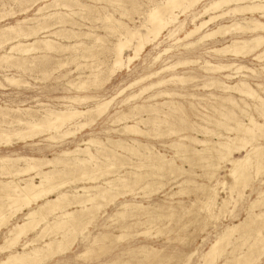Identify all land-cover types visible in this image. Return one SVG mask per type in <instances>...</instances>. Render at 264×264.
Here are the masks:
<instances>
[{
	"label": "rangeland",
	"instance_id": "obj_1",
	"mask_svg": "<svg viewBox=\"0 0 264 264\" xmlns=\"http://www.w3.org/2000/svg\"><path fill=\"white\" fill-rule=\"evenodd\" d=\"M51 1L0 0V28L15 26L16 23L21 24L19 27L23 31H36L38 27L42 28L32 37L17 39L21 44L34 48L30 50L31 52L24 55L14 50L10 52L9 56L11 57L8 60L0 58V129L10 132L8 138L1 139L0 137V156L5 157L6 155L13 160L18 156L39 159H52L57 156L62 160L74 161V158L83 160L80 164L78 161L69 163L66 165L67 167L63 166L61 161L55 164L54 175L47 186L63 183L59 191L67 192L68 195L64 200L73 199L70 193L73 191L81 193L82 187L96 184L106 187L103 183L110 179L116 185L107 188L104 198L97 200L98 205H92L95 208L91 207L89 202L86 203L88 208L91 207L88 210L81 211L78 205L77 207L76 205L69 206L68 211L72 212L73 220L59 222L56 214H47L46 220L50 221L52 230L49 226L46 227L42 221L43 223L40 222L35 231L30 232L27 237L33 238L42 228V232H49V235L43 239L47 240L56 234L55 237L62 240L58 250L59 252L61 249L64 250H61L62 252L57 255L53 254L54 250H57L54 245L27 264H118V262L119 264H200L202 262L201 255L211 246V243L222 235L226 227L239 223L247 216V227L239 232L240 234L234 232L220 241L218 248L221 253L215 264H232V259L242 252L249 255L248 261L259 256L253 264H264V243H262L264 242V215L261 217L255 215L264 213V201L258 203L256 208L253 207V210L251 208L248 212L249 203L257 198L258 193L264 191V117L254 111L253 106L256 104L254 100L248 97L243 98L234 91L223 92L208 85L214 80L234 86L242 80L264 98L263 93H260L256 86V84L264 85V73L260 69L264 65V58L256 61L251 56L252 54L246 56V54L239 53L235 55L234 52L228 51L225 54L216 53L215 55L213 52L214 49L229 45L235 39L248 38L252 35L247 31L237 28L236 30L235 22L245 26L250 18L263 22L264 18L261 19L257 13H245V15L227 13L210 23L209 26L204 27L199 35L216 29L218 26H226L227 28L225 27L224 30L227 34H217L218 36L212 37L213 39L208 38L207 41L204 39V42L184 47L194 37L180 42H175V38H182L184 32L190 30L194 24L208 19L207 15H203L195 23L191 22L192 17L209 3V0H202L185 15L179 14L178 20L184 21V24L178 35L168 37L167 31L164 30L158 42L146 46L138 58L130 62L127 67L123 66V69L121 67V69L110 73L114 60L113 48L117 40L120 39V34L126 29L134 28V25L141 30L139 32L143 33V25L148 24V11L160 0H99L97 2L77 0L78 3L86 6H74L71 10H67L64 7L50 5L44 7L39 13L36 11L37 7H43L44 4ZM32 2L33 4L30 5ZM229 8L223 6L217 14L227 11ZM177 10L175 13H178L179 10ZM56 12L59 14L52 15ZM105 16H110V20L106 21L103 18ZM25 20L27 21L25 22ZM173 28L169 27L168 29L173 30ZM239 31H243V33ZM13 35L10 33L8 37ZM96 37L100 39L95 40ZM44 40L49 41L48 45H44ZM15 41L13 39V41L10 40L2 44L0 56L9 51L11 44H14ZM135 43L134 39L130 44L135 45ZM165 48L169 49L168 53L162 52ZM123 53H125L123 59L132 55L130 49ZM194 61L196 62L194 63ZM180 62L187 63L182 65ZM189 62L192 64H188ZM205 62L213 66L235 65L230 67V70L228 68L225 69L227 71H220L230 76L225 79L222 78V73L212 74L213 71L210 70L212 67L204 70L201 66L205 65ZM249 70L250 72H248ZM154 71L158 73L147 77ZM172 76L180 78L178 80L181 81L170 79ZM159 79H163L164 84L145 90L151 83H155ZM167 79L171 81L169 82ZM82 83L85 84L84 87L79 88ZM159 92H169L170 95L151 97ZM229 92L231 93L229 94ZM191 95L192 97H190ZM227 95L233 96L232 103H223L220 98L215 99V96L223 98ZM107 101H109L107 110L100 114L101 116H97L96 121L94 120L90 126L79 127L81 123L90 121L94 112L75 119L77 124L68 122L61 126L60 131L73 132V134L67 135L69 137L62 136V132L54 134L53 130L34 131L35 135L31 138L28 137L29 139L26 138V140L16 136L11 137L16 129H22L24 132L26 130L25 125L13 123L19 118L23 122L26 120L44 122V117L49 111H86L92 109L96 103ZM11 109L15 111L12 112ZM20 109H24L23 112ZM222 114L224 115L222 116ZM249 116L257 124L263 125L261 133H256L255 129L251 131L255 134L244 132L242 124L252 128L248 123ZM11 121L13 122L10 124ZM189 122L191 124H188ZM235 122H239L241 125L236 127ZM134 123H136L137 133L132 131L119 133L118 129L124 124ZM216 123L220 125L217 126ZM2 124L3 126H1ZM11 125L12 127H9ZM211 132L215 133L212 135ZM49 134L55 135V138L49 139ZM178 135H189L195 139L214 142L222 140L224 136H229L237 138V140L230 141L229 149L243 146L242 139L248 140L246 146L251 144L257 148L251 154L252 166L245 172L247 185L246 188L244 187L242 199L237 203V206H234V209L232 204H228L229 207L225 208V211L214 210L208 214L201 208V200L204 198L201 191H206L209 194L211 192L210 185L214 184L219 188L220 198L227 194V191L222 190L220 186H217V183L222 181L218 175L227 173L226 169L230 167L229 162L222 157L229 150L219 145H213L210 147V151L197 152L192 149V153L183 158L178 157L175 149L169 146L171 142L178 139ZM90 140L93 142H89ZM183 142L198 150L202 148L201 144L197 142ZM145 145L153 146L152 151L155 149L165 155L164 157L170 160L173 169H162L161 171L153 167L154 161L152 163L151 161L155 157L144 152ZM22 146L24 147L22 148ZM85 148L91 153L90 155L83 151ZM75 149L77 151L74 154L59 157L61 152L74 151ZM246 149L249 151L250 147L233 152L231 157L234 159L243 157ZM88 157L91 158L88 159ZM229 158L227 157V159ZM13 162H10L11 168L24 166L22 160ZM218 163L221 168L215 175L217 178L209 180L205 174L211 173L210 166ZM257 164L262 165V170L258 173H256ZM174 165H178L181 170L175 169ZM52 166L54 167V165L44 166L42 169L48 170ZM184 170L186 172L183 173ZM33 173L28 172L25 175L9 177L1 175L0 172V181L11 178L27 179ZM117 175L122 176L121 181L117 180ZM87 177L94 178V180L86 179ZM183 178H188L191 182L183 186L180 184ZM34 181L37 183L38 178L34 177ZM49 196V198H54L55 194ZM75 199L84 200L81 197ZM191 201L193 202L191 203ZM121 204H126V207H122ZM139 205L144 208L140 209ZM0 206L6 210L8 201L0 198ZM146 206L147 208L152 207L153 210L146 209ZM34 207L35 205L31 206V208ZM21 212L10 218L6 226L0 227V245L3 244L6 227H10L15 222L20 223L21 217L27 212V209L24 208ZM258 231L260 233H257ZM24 240L21 238L11 251L21 252V244ZM35 244L42 245L43 243L42 241L40 243L38 239ZM67 246L68 249L65 248ZM254 247L256 248L254 249ZM246 249L250 252H247ZM260 251L263 252L260 253ZM127 252L129 253L127 254ZM7 253V250L0 251V260ZM245 263L247 260L241 259L236 264ZM209 264H214V262Z\"/></svg>",
	"mask_w": 264,
	"mask_h": 264
},
{
	"label": "bare ground",
	"instance_id": "obj_2",
	"mask_svg": "<svg viewBox=\"0 0 264 264\" xmlns=\"http://www.w3.org/2000/svg\"><path fill=\"white\" fill-rule=\"evenodd\" d=\"M48 1V0H46ZM93 1H99V0H93ZM112 1V0H111ZM202 0H160L159 2H157L147 13V17H148V24L143 25L142 28H144V32H139L141 30L138 29V27H135L132 29H126L123 33L120 34V39L117 40L116 45L114 46L113 50H114V60H113V64H112V68L110 70V73L115 72V70L118 69H123V66L127 67L128 64H130V62H132L134 59L138 58L139 54L141 53V51H143L145 49L146 46L150 45V44H155L158 42L160 36H162V33L164 30L167 31L168 37H174L176 35H178L181 30L183 29V24L184 21H179L178 20V16L179 14H184L189 11L192 10L195 6H197V4L199 2H201ZM205 1V0H204ZM129 2V1H128ZM33 2L30 4L32 5ZM242 4V5H241ZM60 6V7H64L67 10H71L72 7L74 6H78V7H84L86 5L84 4H80L77 2V0H52L51 2L44 4L43 7H37L36 11L39 13V11H41L44 7L47 6ZM116 5V4H115ZM35 6V5H34ZM231 7L229 8L227 11H223L220 14H217L218 10L223 7ZM29 7V6H28ZM27 7V8H28ZM16 8V7H15ZM33 8V7H32ZM179 11H178V10ZM176 10L178 11V13H175ZM10 11V10H9ZM96 11V10H95ZM21 12V11H20ZM136 12V11H135ZM230 13L231 15L233 14H244L245 13H257L259 14V16L261 17V19L264 18V0H209V3L205 6L202 7L201 11L192 17L191 22L195 23V21L202 17L203 15H207L208 19L206 20H201L199 22V24H194L193 27L184 32V35L182 38H175V42H180L182 40H188L190 38L194 39L192 41H188L184 47H191L195 44L200 43L201 41H203L204 39H206V41L208 40V38H212L214 36H216L217 34H223L225 33L226 30H224V28L226 26H218L216 29H213L211 31L205 32L202 35H199V32L206 27L207 25L209 26L210 23L214 22L215 20H217V18L222 17L223 15ZM14 14V13H13ZM25 14V12H24ZM52 14V13H51ZM59 13L56 12L52 15H58ZM86 14V13H85ZM18 15V14H17ZM40 15V14H39ZM108 15V14H107ZM229 15V14H228ZM51 16V15H49ZM181 16V15H180ZM252 16V15H251ZM250 16V17H251ZM110 17V16H109ZM105 16L103 17L106 21L110 20V18ZM226 17V16H225ZM12 18V17H11ZM224 18V17H223ZM222 18V19H223ZM246 18V17H245ZM33 19V18H32ZM31 19V20H32ZM36 19V18H35ZM46 19V18H45ZM62 19V18H61ZM242 19V18H241ZM30 20V21H31ZM65 20V19H64ZM104 20V21H105ZM221 20V19H220ZM218 20V21H220ZM238 20V19H236ZM244 20V19H243ZM247 20V19H245ZM23 21V20H22ZM27 20H25L26 22ZM50 21V20H49ZM235 21V20H234ZM28 23V22H27ZM145 23V22H144ZM242 23V22H241ZM24 24V22H23ZM15 25V24H14ZM21 24L20 23H16L15 26H8V27H4V28H0V46L2 44H4L7 41H10L13 39L16 40L14 42V44H11L9 51L5 52L4 55L0 56V58L6 59L8 60V58H10L11 56H9L10 52L16 50L21 52V54H28L30 50H33L34 48H32L31 46L28 45H23L20 43L19 40H17L18 38L22 39V38H28V37H32L33 35H35L37 33V31L41 30L42 28L38 27L36 31H23L21 29V27H19ZM27 25V24H26ZM140 25V24H139ZM216 25V24H215ZM231 26V25H230ZM229 26V27H230ZM118 27V26H117ZM169 27H174L173 30L168 29ZM25 28V27H24ZM28 28V27H27ZM227 28V27H226ZM234 28L239 29V30H243V31H247V33H252V35L248 38H242V39H235L232 42H230L229 45L224 46L222 48H218V49H214L213 52H215L214 54L216 55V53H227L228 51L230 53H233L235 55H238L239 53L241 54H252L251 56L253 57L254 60H261L264 58V22L263 21H259L255 18H250L248 20V22H246L245 26H242L240 23H236L234 24ZM113 29V28H112ZM233 29V28H232ZM231 29V31H232ZM236 29V30H237ZM243 31H239L241 33H243ZM10 33H13V36H9ZM201 34V33H200ZM227 34V33H225ZM245 34V33H244ZM218 36V35H217ZM224 36V35H223ZM95 38V37H94ZM99 37H96L95 40H99ZM136 41L135 45L134 44H130L131 40ZM213 39V38H212ZM204 42V41H203ZM9 43V42H8ZM44 45H48L49 41L48 40H44L43 41ZM47 48V47H46ZM50 48V47H49ZM130 49L132 52V55L127 56L125 59H123V53L125 50ZM2 50V49H1ZM169 49L165 48L162 50V52H167ZM31 52V51H30ZM168 53V52H167ZM210 53V52H209ZM113 58V57H112ZM23 59V58H22ZM12 60V59H11ZM5 61V60H4ZM263 61V60H262ZM101 62V61H100ZM196 61H194L195 63ZM261 63V61H259ZM177 63V62H176ZM187 62H180V64H186ZM191 62H189L188 64H190ZM207 63V64H206ZM174 64V63H173ZM179 64V63H178ZM187 64V66H188ZM192 64V63H191ZM190 64V65H191ZM203 64V62H202ZM181 65V66H182ZM199 65V64H198ZM235 65V64H234ZM234 65H222V66H213L208 64V62H205V65L201 66L205 69H208L209 67H212L210 70H212V74L213 73H222V78H230L229 75H225L223 71L225 69L230 70V67L234 66ZM171 66V65H170ZM111 67V66H110ZM109 67V68H110ZM124 67V68H125ZM176 68V66H174ZM172 67V68H174ZM200 67V68H201ZM171 68V69H172ZM240 69V67H239ZM242 69V68H241ZM244 69V68H243ZM263 70L264 73V65L260 68ZM166 70V68H165ZM164 70V71H165ZM261 70V71H262ZM163 71V72H164ZM168 71V70H167ZM227 71V70H225ZM247 71V70H246ZM252 71V70H251ZM257 71V70H256ZM250 72V70L248 71ZM158 72H155L148 75L147 77L150 76H154L155 74H157ZM159 73H161L159 71ZM262 73V74H263ZM107 74V73H106ZM186 74V73H185ZM184 74V75H185ZM208 74V73H207ZM183 75V74H182ZM255 75V74H254ZM101 76V75H100ZM99 76V77H100ZM98 77V76H97ZM174 76H172V78L170 79H180V78H173ZM105 78V77H104ZM188 78V77H187ZM244 78V77H242ZM96 79V78H95ZM189 79V78H188ZM11 80V79H9ZM16 81V80H15ZM109 81V80H108ZM167 81H169L167 79ZM166 81V82H167ZM171 81V80H170ZM169 81V82H170ZM181 81V80H178ZM165 82V83H166ZM176 82V81H175ZM96 83V80H95ZM174 83V82H173ZM161 84H164V80L163 79H159L157 82L155 83H151L145 90L150 89L151 87H156L159 86ZM187 84V83H186ZM189 84V83H188ZM193 84V83H192ZM191 84V85H192ZM207 84V83H206ZM84 83L80 84L79 88L84 87ZM184 85V84H183ZM202 85V84H201ZM209 86H213L214 89H219V91H223V92H227V91H234L236 93H238V95L243 96V98L248 97L252 100L255 101L256 104H254L253 108L255 112L259 113L262 117H264V98L261 97L259 95V93H257L255 90H253L252 88H250V86L240 80L239 83L235 84L234 86H229L225 83L222 82H216V81H212L208 84ZM207 85V86H208ZM256 86L258 87L260 93H263L264 95V85L261 84H256ZM205 87V86H204ZM181 89V88H179ZM144 90V91H145ZM173 91V90H172ZM180 91V90H179ZM185 91V89H184ZM124 92V91H123ZM177 92V91H176ZM233 92V93H234ZM183 93V92H182ZM187 93V92H186ZM231 92H229L230 94ZM120 94V93H119ZM173 93H171L172 95ZM222 94V93H221ZM228 94V93H227ZM159 95H164L167 97V95L169 96L170 93L169 92H159L156 93L153 96H159ZM175 96V94H173ZM177 96V95H176ZM187 96V95H186ZM189 96V95H188ZM240 96V97H241ZM171 97V96H170ZM173 97V96H172ZM181 97V96H180ZM183 97V96H182ZM192 97V95L190 96ZM233 96H224L223 98L220 96H215V99L220 98V100L225 103V102H229L232 103L233 101L231 100ZM71 98V97H70ZM152 99V98H150ZM84 100V99H83ZM112 101V99H110ZM126 100V99H125ZM200 100V99H199ZM75 101H79V100H75ZM82 101V100H81ZM242 101V100H241ZM60 102V101H59ZM66 102V101H65ZM69 102V101H68ZM124 102V101H123ZM122 102V103H123ZM67 103V102H66ZM169 103V102H168ZM173 104V102H171ZM109 104V101L104 102V103H96V105L92 108V109H88L86 111H76V110H66L65 112H51L49 111V113L44 117L45 121L44 122H37V121H22V119H17L10 122V124L13 122L16 124H23L24 127H26L25 132L22 129H16L13 131V135L11 137H18L19 139H29L28 137L31 138V136L35 135L34 131H50L53 130L54 134H58L61 133L62 131H60L61 126H63L65 123L67 124L69 123H73L75 124V119H78L82 116H86V114L88 113H93L94 115L92 117V119L90 121L81 123L79 125L80 128L89 125L95 120V118L97 116H99L100 114H102L104 111H106L107 106ZM171 104V105H172ZM190 104V103H189ZM38 105V104H37ZM40 105V104H39ZM42 105V104H41ZM191 105H193L191 103ZM64 106V105H62ZM68 106V105H67ZM70 106V105H69ZM93 106V105H92ZM91 106V107H92ZM170 106V105H169ZM176 106V105H175ZM9 107V106H8ZM36 107V106H35ZM42 107V106H41ZM66 107V105H65ZM110 107V106H109ZM88 108V107H87ZM137 108V107H136ZM169 108V107H168ZM175 108V107H173ZM172 108V109H173ZM177 108V107H176ZM7 109V108H6ZM56 109V108H55ZM63 109V108H61ZM71 109V108H70ZM1 110V109H0ZM9 110V109H8ZM12 110V109H11ZM24 110V109H22ZM21 109L20 111L23 112ZM109 110V108H108ZM132 110V109H131ZM15 110H12V112ZM27 111H30V109H27ZM59 111V110H58ZM130 111V110H129ZM3 112V110H2ZM8 112V111H7ZM32 112V111H31ZM34 112V111H33ZM37 112V111H36ZM41 112V111H40ZM43 112V111H42ZM180 112V111H179ZM6 113V112H5ZM16 115V112H14ZM87 114V115H88ZM25 115V113H24ZM224 114H222L223 116ZM259 115V116H260ZM101 116V115H100ZM260 116V117H261ZM26 117V115H25ZM24 117V118H25ZM186 117V116H185ZM209 117V116H208ZM1 118V117H0ZM113 118V117H112ZM118 118V117H117ZM207 120V118H205ZM264 119V118H263ZM2 120V119H1ZM7 120V119H6ZM24 120V119H23ZM81 120V119H80ZM4 121V120H3ZM96 121V120H95ZM119 121V120H118ZM236 121V120H235ZM79 122V121H78ZM187 123V122H186ZM237 126L241 125L239 124V122H235ZM248 123L251 125L252 128H248L246 127V124H242L244 132H250L255 134V132H251L252 129L256 130V133H261L262 132V127L263 125L261 124H257L254 119L249 116L248 117ZM77 124V123H76ZM94 124V123H93ZM188 124H191L190 122ZM216 125H220L217 124ZM3 126V124L1 125ZM6 126V125H5ZM18 126V125H16ZM21 126V125H19ZM151 126V125H150ZM9 127H12L9 126ZM23 127V128H24ZM5 128V127H4ZM68 128V127H67ZM77 128V127H76ZM76 130V129H75ZM83 130V129H82ZM140 130V129H139ZM37 131V132H38ZM119 133L120 132H124V131H132L137 133L138 131L136 130V123L128 125V124H124V126H122L121 128L118 129ZM155 132V131H154ZM9 131L4 130V129H0V137L2 138H8L9 135ZM51 133V132H50ZM173 133V132H171ZM215 133V132H214ZM214 133H210V134H214ZM69 134H73V132H67V131H63L61 133L62 136H67ZM76 134V133H75ZM50 135V134H49ZM60 135V136H61ZM47 136V135H46ZM57 136V135H56ZM178 139H176V141L171 142V145L174 149H175V153L178 155V157H184L186 155H188L189 153H192V149H194L197 152L200 151H210V147L213 145H219L222 146L223 148H225L226 150H229L227 152L226 155L222 156L223 159H226L227 162H229L228 164H230V167L227 170V173H224L223 175H218V178L221 179L222 181H219L217 183V186H220L222 190H226L227 194L225 195V197L220 198L219 197V188L216 187V185L212 184L209 186V188L211 189V192L209 194L206 193V191H201V195L204 196L203 200H201L202 202V209L206 210L209 213L213 212L214 210H224L225 208L229 207L228 204H232L233 209L234 206L238 205L237 203L241 201L242 196H243V190L246 188L247 182H246V175L245 172L247 171V169L252 166V161H251V154L257 150L256 147H254L253 145L249 144L250 146H246V144H248V140L247 139H242L244 145L241 147H236L234 149H229L230 148V141L233 140H237V138H231L229 136H224L222 138V140L218 141V142H214L211 140H200V139H195L192 136L189 135H178ZM69 137V136H67ZM66 137V138H67ZM222 137V136H221ZM18 138H16L17 140H19ZM49 139H54L55 135H50L48 137ZM62 139V138H61ZM65 139V138H63ZM62 139V140H63ZM10 140V139H9ZM15 140V139H14ZM108 141H110L109 139H107ZM6 141V140H5ZM4 141V142H5ZM183 141H189L190 142H197L199 144H201V149H195L193 148L190 144H186ZM89 142H93V140L89 141ZM113 142V141H112ZM119 142V141H116ZM134 142V141H133ZM13 143V142H12ZM10 143V144H12ZM16 143V142H15ZM82 143V142H81ZM80 143V145H81ZM85 143V142H84ZM82 143V144H84ZM135 143V142H134ZM4 144V143H3ZM9 144V143H8ZM87 144V142H86ZM115 144V143H114ZM93 146V144H91ZM6 146V145H5ZM26 146V145H25ZM28 146V145H27ZM98 146V145H97ZM103 146V145H102ZM117 146V145H116ZM146 146V145H145ZM24 146H22L23 148ZM144 147V146H143ZM229 147V148H228ZM245 147H250V150L247 151V149L245 150V154L243 155V157L239 158V159H234L232 156L233 152H237V151H242V149H245ZM100 149V148H99ZM153 146H146L144 148V152H146L147 154H152V156L154 155V160L151 161L152 166L158 168L159 170L162 171V169H173L172 166L170 165V160L166 159L163 154H160L157 150L154 149V151H152ZM81 150V149H80ZM77 151V149H75L74 151H63L60 153V156H68V155H72ZM83 151H85L86 153H88L89 155L91 153L88 152L87 148L83 149ZM134 151V150H133ZM139 154V153H138ZM255 154V153H254ZM10 155V154H9ZM16 155V154H15ZM14 157V156H13ZM72 157V156H71ZM74 157V156H73ZM93 158V156H91ZM91 157H88V159H90ZM147 157V156H146ZM227 157H230L229 159H227ZM210 158V157H209ZM71 159V158H70ZM20 160L23 161L24 166L20 167V168H11L10 162L14 163L13 161H19ZM62 163L63 166L68 165L69 163H74V161H78L79 164L83 162V160H80L79 158L75 159L74 161H71L69 159L67 160H62L61 158L53 157L52 159H39V158H24L21 156L16 157L14 160L8 158L6 155L5 157H1L0 156V172L1 175H7L9 177H14L20 174H24L28 173V172H34L33 175H29L27 177V179H20V180H16L14 178H11L9 180H5V181H0V198H4L6 201H8V206L6 208V210H4L1 206H0V227L2 225L6 226L7 223L10 221L9 219L12 218L13 216L17 215V213H20L24 208L27 209V212L25 214L22 215L21 217V222L19 223H13L12 225H10V227H6V231H5V237L3 239V244L0 245V251H8V253L0 260V264H27L32 260L37 259L41 254H43L45 251L51 249L52 246H56L57 250H54L53 254L56 253H61L64 249H61L60 252L58 250V248L61 246L60 243H62V240L55 237L56 234L52 237H49L47 240L43 239V237L48 236L49 232H42V228L39 230L38 233H36V235L33 238H28L27 236H29L28 234L30 232L35 231V229L37 228V226L39 225L40 222L44 221V224L51 227V223L50 221L46 220V215H54L57 216L56 218L59 219V222H63L66 220H73L74 217L72 216V212L68 211V207L71 205H77L79 206L80 210H88L91 207H94L97 204V200L98 199H103L104 198V194L107 191V188H111L112 186L116 185L113 183V181L110 179L108 181H105L106 187L104 185H100V184H96L94 186H90V187H82L81 188V193L77 192V191H73V192H69L70 196L73 197V199L71 200H64L67 197V192L64 191H59V188L61 187V184H56V185H50L47 186L48 183L50 182V180H52L51 178L53 177V172L55 170V164L60 162ZM90 161V160H89ZM92 161V160H91ZM216 161H218V159H216ZM86 162V161H84ZM129 162V161H128ZM149 162V161H148ZM97 163V162H96ZM131 163V162H130ZM150 163V164H151ZM88 164V163H87ZM263 164V163H262ZM18 165V163H17ZM21 165V164H20ZM48 165H54L53 169L52 167L48 170H43L42 168L44 166H48ZM144 166V165H143ZM13 167V166H12ZM15 167V166H14ZM17 167V166H16ZM67 167V166H66ZM175 169H180L181 168L178 165H174ZM221 168V166H219L218 164H213L210 166L211 169V173L205 174V176L211 180L212 178H217L215 175L217 174V171ZM264 168V167H263ZM14 169V170H12ZM179 170V171H180ZM262 170V165L261 164H257L256 166V173L260 172ZM106 171V170H105ZM108 171V170H107ZM164 171V170H163ZM172 171V170H171ZM175 171V170H174ZM186 172V170L183 171V173ZM71 174V173H70ZM61 175V174H60ZM86 175V174H85ZM83 175V176H85ZM183 175V174H182ZM23 176V175H22ZM74 176V174H73ZM91 176V175H90ZM34 177L38 178V182L36 183L34 181ZM86 177V176H85ZM94 177V176H93ZM86 179H92L94 180V178H86ZM124 179V178H123ZM117 180H122V176L121 175H117ZM73 181V180H72ZM77 181V180H76ZM80 182V181H79ZM180 184H188L191 182L190 179L188 178H183ZM68 186V185H67ZM124 187V186H123ZM245 187V188H244ZM100 189V190H99ZM256 189V188H255ZM259 190V189H258ZM79 191V190H78ZM127 191V190H126ZM183 191V190H182ZM55 194L54 198H49L51 194ZM257 194V193H256ZM83 198L84 200H76L75 198ZM114 199V198H113ZM110 200V199H109ZM220 201V202H219ZM264 201V191H261L260 193H258V196L256 199H254L253 201H251L249 203V210L253 207H255L258 203ZM89 202L91 204V207L88 208L86 206V203ZM193 201H191L192 203ZM89 204V205H90ZM149 204V203H148ZM152 204V203H151ZM32 205H35L34 208H31ZM94 205V206H92ZM120 205V204H119ZM156 205V204H155ZM154 205V206H155ZM169 205V204H168ZM122 207H126V204H121ZM128 206V204H127ZM136 206V205H135ZM158 206V205H157ZM260 206V204H259ZM45 207V208H44ZM104 207V206H102ZM132 207V206H131ZM142 208H144L143 206H141ZM140 205L139 208L141 209ZM162 207V206H161ZM168 207V206H167ZM166 207V209H167ZM258 207V206H257ZM95 208V207H94ZM135 208V207H134ZM150 208V207H148ZM146 206V209H148ZM152 208V207H151ZM150 208V209H151ZM236 208V207H235ZM256 208V207H255ZM106 209V208H105ZM128 209V208H127ZM137 209V208H135ZM164 209V208H163ZM230 209V208H228ZM100 210V209H99ZM102 210V209H101ZM100 210V211H101ZM126 210V209H125ZM138 210V209H137ZM149 210V209H148ZM153 210V209H151ZM171 210V209H170ZM26 211V210H25ZM80 211V212H81ZM155 211V210H154ZM225 211V210H224ZM126 212V211H125ZM139 212V211H138ZM158 212V211H157ZM228 212V211H226ZM232 213V210L230 211ZM251 212V211H250ZM22 213V212H21ZM104 213V212H103ZM102 213V214H103ZM230 213V214H231ZM235 213V212H234ZM247 213V212H246ZM253 213V212H252ZM58 214V215H57ZM114 214V213H113ZM100 215V214H99ZM232 215V214H231ZM252 215V214H251ZM256 217H261L262 215H264V213H259V214H255ZM113 216V215H112ZM156 216V215H155ZM235 216V215H234ZM233 216V217H234ZM109 217V216H108ZM116 217V216H115ZM250 217V216H249ZM106 218V217H105ZM117 218V217H116ZM248 216L245 217L242 221H240L237 224H234L232 226H227L226 229L224 230V232L222 233V235L220 237H218L213 243H211V246L201 255V259L202 262H200V264H209L210 262H215L217 261V259L220 256V249L218 248L220 241L227 236L232 235V233L234 232H241L243 229H245L247 227V220ZM251 218V217H250ZM96 219V218H95ZM111 219V218H110ZM254 219V218H253ZM94 221V220H93ZM112 221V220H110ZM114 221V220H113ZM88 222V220H87ZM248 222V221H247ZM262 222V221H261ZM43 223V222H42ZM58 224V223H57ZM84 224V223H83ZM55 225V224H54ZM58 227V226H56ZM249 227V226H248ZM52 230V229H51ZM86 230V229H85ZM87 231V230H86ZM104 231V230H103ZM53 232V231H52ZM54 233V232H53ZM257 233H260V231H258ZM240 234V233H239ZM105 235H107L105 233ZM87 236V235H86ZM110 236V235H109ZM108 236V237H109ZM112 236V235H111ZM259 236V235H257ZM107 237V236H106ZM144 237V236H143ZM25 239L24 242L21 244V252L18 251H11L12 248L18 243V241L20 239ZM260 238V237H259ZM42 241V245L40 244H35L37 243V241ZM110 239V238H109ZM204 239V238H203ZM207 239V238H206ZM226 239V238H225ZM224 239V240H225ZM118 240V238H117ZM256 240V239H255ZM259 240V239H258ZM261 240V238H260ZM23 241V240H22ZM119 241V240H118ZM202 241V240H201ZM248 241V240H247ZM262 241V240H261ZM103 242V239H102ZM95 243V241H94ZM101 243V242H100ZM245 243V242H244ZM248 243V242H247ZM257 243V242H256ZM264 243V242H262ZM204 244V243H203ZM202 244V245H203ZM253 244V243H252ZM98 245V244H97ZM100 245V244H99ZM104 245V244H103ZM247 245V244H246ZM254 245V244H253ZM261 246V245H260ZM264 246V245H263ZM252 247V246H251ZM250 247V248H251ZM68 249V246L65 247ZM256 247H254L255 249ZM258 248V247H257ZM27 249V251L25 250ZM60 249V248H59ZM264 249V248H263ZM262 249V250H263ZM20 250V249H19ZM135 250V249H134ZM137 250V249H136ZM142 250V249H141ZM149 250V249H148ZM240 250V249H239ZM247 250V249H246ZM252 250V249H251ZM129 251V250H128ZM139 251V250H137ZM249 250H247L248 252ZM126 252V251H124ZM131 252V251H130ZM136 252V251H135ZM246 252V251H245ZM246 252V253H247ZM250 252V251H249ZM263 251H260V253ZM3 253V252H2ZM65 253V252H64ZM129 252H127L128 254ZM154 253V252H153ZM232 253V252H230ZM241 253V252H239ZM264 253V252H263ZM63 254V253H62ZM61 254V255H62ZM237 254V253H236ZM119 255V254H118ZM131 255V254H130ZM142 255V254H141ZM133 256V255H132ZM189 256V255H188ZM191 256V254H190ZM252 256V255H250ZM127 257V256H126ZM130 257V256H129ZM128 257V258H129ZM135 257V256H134ZM138 257V256H137ZM253 257V256H252ZM139 258V257H138ZM259 256H257L256 258H254V260L252 261H248L249 259V255L248 254H243V252L241 254L236 255L233 259H232V264L233 263H237L238 261H240L241 259H245L247 260V263L245 264H253L258 260ZM115 259V258H114ZM122 259V258H121ZM120 259V260H121ZM136 259V258H135ZM188 259V258H187ZM49 260V259H48ZM130 261V260H129ZM135 261V260H134ZM186 261V260H185ZM201 261V260H200ZM244 261V260H243ZM129 263V262H128ZM199 263V262H198ZM227 263V262H226ZM229 263V262H228ZM235 263V264H236ZM42 264V263H41ZM119 264V262H118Z\"/></svg>",
	"mask_w": 264,
	"mask_h": 264
}]
</instances>
